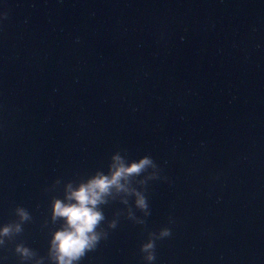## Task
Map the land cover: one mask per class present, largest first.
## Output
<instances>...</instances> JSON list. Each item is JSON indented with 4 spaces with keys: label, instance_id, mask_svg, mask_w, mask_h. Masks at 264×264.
<instances>
[{
    "label": "water",
    "instance_id": "obj_1",
    "mask_svg": "<svg viewBox=\"0 0 264 264\" xmlns=\"http://www.w3.org/2000/svg\"><path fill=\"white\" fill-rule=\"evenodd\" d=\"M117 156L154 166L72 264H264V0H0V264H58L55 201Z\"/></svg>",
    "mask_w": 264,
    "mask_h": 264
},
{
    "label": "clouds",
    "instance_id": "obj_2",
    "mask_svg": "<svg viewBox=\"0 0 264 264\" xmlns=\"http://www.w3.org/2000/svg\"><path fill=\"white\" fill-rule=\"evenodd\" d=\"M117 163L112 166L110 175L97 174L95 178L73 191L69 186L67 200L70 203H62L57 200L54 204L53 218H64L65 227L58 231L53 239V248L56 253L58 264H72V261L79 260L85 255V250L92 251L100 240V235L96 233V228L104 219L103 213L98 209V205L106 203L105 197L110 195L111 189L117 191H127L122 181L141 173L147 166H154L149 157H145L139 163H132L125 167L120 157L114 158ZM139 197V194H137ZM74 201V202H73ZM137 205L141 209H146L148 205L143 197L137 199ZM22 219H28L25 211L18 210ZM115 227V224L112 225ZM11 231L6 227L0 235H7ZM17 231H20L17 226ZM170 232L164 230L161 236H169ZM0 243H3L0 240ZM154 242L145 244L142 251L151 252L147 259L154 260ZM24 256L30 255L27 249H20Z\"/></svg>",
    "mask_w": 264,
    "mask_h": 264
}]
</instances>
